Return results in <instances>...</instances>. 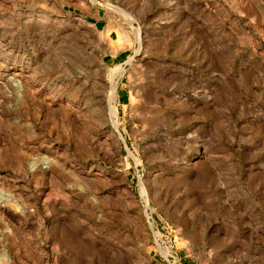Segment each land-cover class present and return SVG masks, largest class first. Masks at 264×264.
I'll list each match as a JSON object with an SVG mask.
<instances>
[{"label": "rangeland", "instance_id": "rangeland-1", "mask_svg": "<svg viewBox=\"0 0 264 264\" xmlns=\"http://www.w3.org/2000/svg\"><path fill=\"white\" fill-rule=\"evenodd\" d=\"M1 197L0 264H264V0H0Z\"/></svg>", "mask_w": 264, "mask_h": 264}, {"label": "bare ground", "instance_id": "bare-ground-1", "mask_svg": "<svg viewBox=\"0 0 264 264\" xmlns=\"http://www.w3.org/2000/svg\"><path fill=\"white\" fill-rule=\"evenodd\" d=\"M132 20V19H131ZM136 32V31H135ZM113 107V106H112ZM111 107V109H112V114H114V115H116V109H114V108H112ZM111 113V112H110ZM3 204H5V202H4V199L1 197L0 198V205H3Z\"/></svg>", "mask_w": 264, "mask_h": 264}]
</instances>
